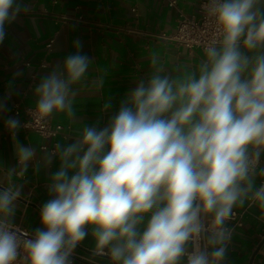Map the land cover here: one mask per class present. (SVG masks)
Returning <instances> with one entry per match:
<instances>
[{
  "label": "clouds",
  "instance_id": "obj_1",
  "mask_svg": "<svg viewBox=\"0 0 264 264\" xmlns=\"http://www.w3.org/2000/svg\"><path fill=\"white\" fill-rule=\"evenodd\" d=\"M202 7L213 37L198 72L174 76L152 56V74L103 127L97 121L64 134L65 122L80 119L74 101L93 63L81 41L35 84L30 123L46 134L60 120V139L39 150L17 140L20 174L38 157L59 168L32 234L12 223L23 186L9 170L11 182L0 187V264H73L89 236L110 264H225L238 210L255 207L264 221V0ZM22 10L19 0H0V43ZM93 83L102 88L105 80ZM112 107L108 98L102 112ZM4 123L16 139L20 119Z\"/></svg>",
  "mask_w": 264,
  "mask_h": 264
},
{
  "label": "crops",
  "instance_id": "obj_2",
  "mask_svg": "<svg viewBox=\"0 0 264 264\" xmlns=\"http://www.w3.org/2000/svg\"><path fill=\"white\" fill-rule=\"evenodd\" d=\"M175 2L173 7L169 6ZM27 6L7 25V35L0 43V100L7 99L8 110L0 113V187L11 182L8 172L16 168L15 179L22 187L16 201L14 226L31 233L41 228L40 208L51 198L50 175L59 168L55 161L45 167L39 157L31 161L23 176L16 158V143H34L42 149L60 137L42 138L22 128L13 139L5 119L17 116L25 120L24 110L34 105L33 88L47 72L74 52V43L81 41V51L92 60L89 74L78 86L74 101L80 118L74 124L64 123L65 135H77L87 124L99 121L103 127L119 107L128 90L142 77L150 76L152 56L174 76L198 72L204 58L198 49L187 50L160 37L174 33L179 14L195 13L197 0H19ZM50 44V47L48 45ZM103 76L104 86L94 80ZM110 98L112 109L102 112ZM53 121V125L60 123ZM264 162V157H262ZM259 186V180L257 181ZM241 226L233 232L225 264H264V221L258 219L255 207L238 210ZM260 248L257 251V248ZM72 260L78 264H110L97 254L89 236L75 249Z\"/></svg>",
  "mask_w": 264,
  "mask_h": 264
},
{
  "label": "built area",
  "instance_id": "obj_3",
  "mask_svg": "<svg viewBox=\"0 0 264 264\" xmlns=\"http://www.w3.org/2000/svg\"><path fill=\"white\" fill-rule=\"evenodd\" d=\"M197 7L196 11L191 16H186L184 14H179L177 19V25L175 31L170 36L165 34H161L165 40H168L175 45L187 49L193 50L198 49L203 52L204 46L210 41L213 37V25L209 18L206 17L203 5L207 2V0H197ZM175 5L174 1L169 3L170 7ZM50 47V44L48 45ZM25 120L21 122L22 129L25 131H33L34 133L38 134L42 138H51L56 136L55 134V127L56 125H51L48 132L46 134L36 131L31 123H30V116L28 113V109L24 110ZM29 124L28 127H23V125ZM241 226V215L237 214V217L234 221H232L229 227H232L234 230ZM16 229L20 230L21 232H26L32 234L27 229L15 226ZM73 264H78L73 262ZM92 264V263H90Z\"/></svg>",
  "mask_w": 264,
  "mask_h": 264
},
{
  "label": "water",
  "instance_id": "obj_4",
  "mask_svg": "<svg viewBox=\"0 0 264 264\" xmlns=\"http://www.w3.org/2000/svg\"><path fill=\"white\" fill-rule=\"evenodd\" d=\"M262 244H264V241L261 242L260 246H261ZM260 246L257 248V251H258V249L260 248Z\"/></svg>",
  "mask_w": 264,
  "mask_h": 264
}]
</instances>
